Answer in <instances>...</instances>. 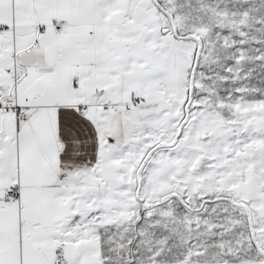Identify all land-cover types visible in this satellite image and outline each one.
I'll list each match as a JSON object with an SVG mask.
<instances>
[{
    "label": "snow or ice",
    "instance_id": "6c2138e0",
    "mask_svg": "<svg viewBox=\"0 0 264 264\" xmlns=\"http://www.w3.org/2000/svg\"><path fill=\"white\" fill-rule=\"evenodd\" d=\"M0 264H264V0H0Z\"/></svg>",
    "mask_w": 264,
    "mask_h": 264
}]
</instances>
